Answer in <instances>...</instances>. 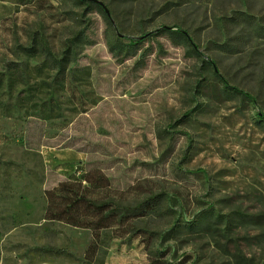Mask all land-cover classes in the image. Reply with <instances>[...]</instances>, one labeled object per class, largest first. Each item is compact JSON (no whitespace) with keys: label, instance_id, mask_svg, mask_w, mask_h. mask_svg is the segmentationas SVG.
Here are the masks:
<instances>
[{"label":"rangeland","instance_id":"1","mask_svg":"<svg viewBox=\"0 0 264 264\" xmlns=\"http://www.w3.org/2000/svg\"><path fill=\"white\" fill-rule=\"evenodd\" d=\"M78 1L0 0V264H264V38L235 22L264 25V0ZM33 36L73 43L64 72L23 51ZM91 167L117 202L162 194L167 213L95 239L45 220L44 191ZM210 209L259 218L188 228Z\"/></svg>","mask_w":264,"mask_h":264},{"label":"trees","instance_id":"2","mask_svg":"<svg viewBox=\"0 0 264 264\" xmlns=\"http://www.w3.org/2000/svg\"><path fill=\"white\" fill-rule=\"evenodd\" d=\"M78 2L104 11L108 16L103 5L98 2L91 0H79ZM235 22L246 26L255 36L264 38V25L258 23L252 15L240 12ZM163 31L177 36L186 43L189 41L184 31L173 32L169 29ZM108 46L115 55H126L135 51L137 47L136 44H127L119 39H115ZM218 47L224 51L230 50L226 44H220ZM22 49L29 56L41 54L48 67L57 72H64L74 56L73 43L67 45L62 54L57 56L37 36H33L32 43L22 46ZM217 78L228 96H239L242 100L248 97L246 92L228 86L219 76ZM9 79L11 78H8V81ZM258 115L264 124V113ZM109 192L108 178L95 167L87 168L79 178L63 180L55 187L44 191L46 207L43 218L51 222L60 221L70 226L89 229L92 238L95 239L102 230L128 225L132 220L140 217L167 213L168 208L163 207L162 194L149 196L135 204H122L117 202ZM258 218L259 216L239 211H234V217H230V214H222L210 209L204 210L196 222L187 226L190 230L202 231L222 223H225L227 227L234 219L248 221ZM58 252H63V250H58Z\"/></svg>","mask_w":264,"mask_h":264},{"label":"water","instance_id":"3","mask_svg":"<svg viewBox=\"0 0 264 264\" xmlns=\"http://www.w3.org/2000/svg\"><path fill=\"white\" fill-rule=\"evenodd\" d=\"M91 1L98 2V3H100V4L103 5V3H102L100 0H91ZM103 7H104L105 11H106L107 14H108V10H107V8H106L104 5H103Z\"/></svg>","mask_w":264,"mask_h":264}]
</instances>
